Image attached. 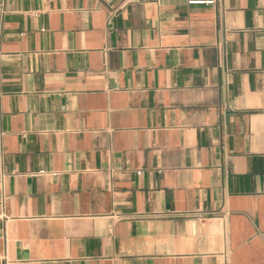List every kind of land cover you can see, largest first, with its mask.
<instances>
[{"label": "crops", "instance_id": "obj_1", "mask_svg": "<svg viewBox=\"0 0 264 264\" xmlns=\"http://www.w3.org/2000/svg\"><path fill=\"white\" fill-rule=\"evenodd\" d=\"M0 264H264V0H0Z\"/></svg>", "mask_w": 264, "mask_h": 264}]
</instances>
